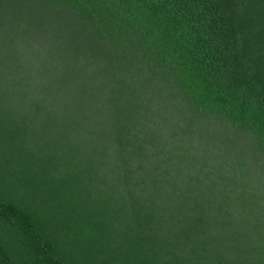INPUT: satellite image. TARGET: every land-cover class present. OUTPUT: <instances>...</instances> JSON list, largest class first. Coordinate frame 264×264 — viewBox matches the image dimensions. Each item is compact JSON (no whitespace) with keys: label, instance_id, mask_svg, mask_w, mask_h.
I'll list each match as a JSON object with an SVG mask.
<instances>
[{"label":"trees","instance_id":"16d2710c","mask_svg":"<svg viewBox=\"0 0 264 264\" xmlns=\"http://www.w3.org/2000/svg\"><path fill=\"white\" fill-rule=\"evenodd\" d=\"M263 161L264 0H0V264H264Z\"/></svg>","mask_w":264,"mask_h":264},{"label":"rangeland","instance_id":"374dc122","mask_svg":"<svg viewBox=\"0 0 264 264\" xmlns=\"http://www.w3.org/2000/svg\"><path fill=\"white\" fill-rule=\"evenodd\" d=\"M238 146H242V143H239ZM264 162V161H263ZM264 164V163H263Z\"/></svg>","mask_w":264,"mask_h":264}]
</instances>
